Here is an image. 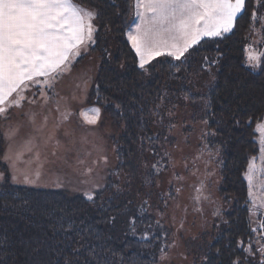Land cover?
Wrapping results in <instances>:
<instances>
[{
    "label": "snow or ice",
    "instance_id": "snow-or-ice-1",
    "mask_svg": "<svg viewBox=\"0 0 264 264\" xmlns=\"http://www.w3.org/2000/svg\"><path fill=\"white\" fill-rule=\"evenodd\" d=\"M123 2L127 10L110 0H88L86 6L77 0H0V181L10 175L12 184L66 189L87 205L79 210L45 203L20 210L26 226L0 234V264H171L172 250L184 264H264V185L256 183L258 172L264 177V94L257 116L239 78L231 68L224 72L226 57L219 50L247 16L237 66L253 79L264 77V0ZM110 10L118 18L131 16L121 34L141 78L157 64L168 65L174 83L158 88L151 101L136 92L144 84L129 86L128 65L106 44L100 65L75 69L100 46L101 30L111 31L103 22ZM210 41L217 54L196 59ZM220 76L226 88L235 87L217 97ZM172 96L193 108L188 119L178 118L181 105ZM105 112L116 115L117 127L140 129L133 133L136 149L122 154L115 144L109 148L112 136L99 134ZM253 119L258 156L248 160L244 173L247 217L241 221L205 191L207 178L216 175L207 165L223 164L225 141L214 150L208 145L229 136L231 128L251 126ZM149 124L158 131L149 135ZM197 131L201 148L190 158L184 148ZM205 152V179L191 198L199 232L185 241L187 208L179 218L175 210L170 213L182 191L174 181L184 179L180 165L196 175L195 160ZM205 204L213 206L210 213ZM132 241L153 251L130 250Z\"/></svg>",
    "mask_w": 264,
    "mask_h": 264
},
{
    "label": "trees",
    "instance_id": "trees-1",
    "mask_svg": "<svg viewBox=\"0 0 264 264\" xmlns=\"http://www.w3.org/2000/svg\"><path fill=\"white\" fill-rule=\"evenodd\" d=\"M84 6L87 5L88 0H77ZM124 7L127 10V5L124 4L123 0H110ZM131 2V0H129ZM250 16V11H249ZM131 16L126 15L124 17H117L116 10H110L109 14L104 17L103 22L109 24L111 31L102 29L100 33V46L90 54L99 55L101 49L106 44L108 48L117 55L121 61L128 65V71L125 73L128 84L131 86L133 83L144 84V87L137 88V94L142 91L145 94L147 100L151 101L154 98L156 90L167 84H173L174 82L169 81L168 73L169 68L167 63L157 64L156 68L153 69L150 76L141 78L137 71L133 60V56L129 55L130 46L127 45L126 37L123 36L122 30L126 31L124 24L126 20H130ZM248 27V17L244 20L239 21L238 27L234 30V34H227L226 38L219 43V50L226 57L224 59V72L227 73L229 68L233 74L239 78V86L244 88L246 93L253 97L254 108L257 116H259L261 109L260 99L264 94V77H257L253 79L245 75V73L238 68V61L243 56L241 49L244 48L243 37L246 35V29ZM217 54V45L215 42H207L204 47L200 50V56L208 55L215 56ZM86 57H84L78 64L82 63ZM160 61H165V57L158 58ZM101 63V61H100ZM155 64L156 61H153ZM76 64V65H78ZM195 68V65H192ZM101 78L106 76L104 71L100 72ZM217 86L220 89L217 93V97H222L227 91L234 90L235 85H229L225 87L224 76H220L217 81ZM207 91V89H206ZM179 94H177L178 96ZM177 96H172L173 103L182 104L183 101L179 100ZM150 106V105H149ZM171 105H169L170 107ZM219 107V104L216 105ZM109 117L112 123L117 125V117L112 112L104 113ZM247 119V118H245ZM117 127V126H116ZM256 119H253L251 126H242L238 128H231L229 136H217L213 138V143L209 144L210 149L220 147V142L225 141L224 145L220 147V157L223 160L221 165V176L222 182L219 189L220 196L224 199L227 204L226 212H230L233 218L237 216L241 221H244L247 217L245 209V200L247 198V182L244 179V173L247 169V162L253 156H258V145L255 141L258 137L255 135ZM121 129V127H118ZM123 129V133L116 140L115 145L121 149L122 154L130 153L136 149L137 145L134 142L135 137L133 133H139V128ZM153 125L147 126V133L149 135L154 133ZM129 157H125L127 160ZM1 166V165H0ZM1 168V167H0ZM4 170V167H2ZM27 202V203H25ZM59 204L68 207L78 208L83 210L87 207L86 204L82 203V197L70 196L61 190H43L36 188H28L13 185L9 179L0 185V234L4 229H7L9 233L19 229H23L26 226V221L21 220L18 212L24 208L36 207L38 204ZM7 204V207H5ZM25 216L31 215L30 213L24 212ZM79 214V212H78ZM156 242H153L155 244ZM130 250L141 253H150L153 251L151 246L141 248L136 241H132Z\"/></svg>",
    "mask_w": 264,
    "mask_h": 264
},
{
    "label": "rangeland",
    "instance_id": "rangeland-1",
    "mask_svg": "<svg viewBox=\"0 0 264 264\" xmlns=\"http://www.w3.org/2000/svg\"><path fill=\"white\" fill-rule=\"evenodd\" d=\"M93 62H95L97 65H100L99 55L90 54L89 56H86V58L84 59L82 63L75 65V69L79 71L80 69L85 68V66H90ZM201 83H203V81ZM62 87L64 88L65 91H67V84L63 85ZM177 104H180V103H177ZM180 105L181 107L178 109V118L182 116L184 119H188L189 115L193 112V108L192 107L185 108L183 106V103ZM198 127L199 125H197V128ZM153 128H154L153 129L154 132L158 131V129H156L154 126ZM122 133H123V129L122 128L119 129L118 127H116L112 123L111 119L104 114V124L100 126L99 134L105 136L106 138L109 135L112 136V139L107 140V143L110 149H111V146L115 144L116 140L121 136ZM198 137H199L198 131L192 133L189 136V143L184 148L185 155L189 156L190 158L195 157L199 154V149L201 148V142ZM109 155L114 156L111 150L109 151ZM219 158L221 159V157ZM208 160H209V157L206 152L200 159L195 160V166L199 168V171L196 173V175H192L191 173L184 171L183 165H180L177 168V171L182 174L184 179L181 182L174 181V183H179V186L182 187V191L178 195H176L175 188L172 189L173 194L176 195V199L175 201L172 202L173 209H170V213L171 211L175 210V214L177 218H179L181 215H183V209L185 207L187 208V221H188V227L190 228V232L189 234L185 235L184 237L185 241L188 240L189 235H196L199 232L198 225L200 224V216L197 212L194 211V205H193L191 198L194 195V186L198 185L200 180L205 179V172H204V169L206 167L205 161H208ZM113 163L114 164L116 163L115 159L113 160ZM0 165H1L0 171H3L2 167H5V165H3V163H0ZM259 166H260L259 160H257V167ZM192 167H193V162L190 159L189 168H192ZM207 167L209 171H211L212 169H215L216 175L210 178H207L208 187L205 189V191H210L212 198L215 199L217 203L222 204L224 209L226 210L227 204L224 201V199L220 196V193H219V189H220L221 182H222V176L220 172L221 165L218 166L216 164H208ZM8 179L11 182L10 175L8 176ZM6 181H0V185L4 184ZM256 183L258 187L260 185H264V177H261L259 172L257 173ZM13 185L21 186V187H28V188L43 189V190H61V191L66 192L72 197L79 196L78 193H73L66 189L57 188L51 185L41 186V187H32V186H27V185H22V184H13ZM165 187H167V183H165ZM176 205H179V207L177 208ZM212 207L213 206L210 204H205L204 205L205 213H210ZM165 227L168 228V224H166ZM170 255L172 256L171 264H184V262L176 254L175 250L170 251Z\"/></svg>",
    "mask_w": 264,
    "mask_h": 264
}]
</instances>
